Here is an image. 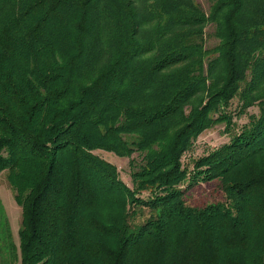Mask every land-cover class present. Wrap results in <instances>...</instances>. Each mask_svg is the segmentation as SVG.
<instances>
[{"label": "trees", "instance_id": "trees-1", "mask_svg": "<svg viewBox=\"0 0 264 264\" xmlns=\"http://www.w3.org/2000/svg\"><path fill=\"white\" fill-rule=\"evenodd\" d=\"M96 150L141 155L130 186ZM2 171L19 264H264V0H0ZM212 179L222 201L186 202Z\"/></svg>", "mask_w": 264, "mask_h": 264}, {"label": "rangeland", "instance_id": "rangeland-1", "mask_svg": "<svg viewBox=\"0 0 264 264\" xmlns=\"http://www.w3.org/2000/svg\"><path fill=\"white\" fill-rule=\"evenodd\" d=\"M205 13L208 11L209 4L212 0H194ZM213 25L207 24L203 28V43L204 47H211L216 43V39L212 36ZM237 99L234 98L230 101L229 106L226 111H229L232 114V121H234V130H237L243 123L248 119L249 114L256 112V107L250 106L245 112L241 115H236L238 108ZM229 134L223 130V123H217L210 128L205 129L196 138L193 140L192 146L189 150L184 152L181 157L182 163L187 166L188 169H191L192 159L203 155L218 147L224 142H227ZM94 153L106 161L112 163L117 170L118 176L120 179L130 186L129 172L131 167L128 165V161L131 160L133 164H137L140 161V156L137 153H132L129 157H118L111 152L96 150ZM132 167H135V166ZM183 184L181 187H183ZM218 181L212 179L207 182L198 181L195 185L188 188L184 193V198L186 202L190 205L201 206L207 202L222 201L223 195L217 188ZM145 195V193H142ZM0 210L1 214L6 219V225L8 229V238L9 241L14 245L16 260L12 264H19L18 258V228L20 221V207L13 199L12 191L7 184L5 179V172L0 173ZM2 224L0 223V264L6 258L4 250L6 248V242L4 240L5 233L1 229ZM2 257V258H1ZM2 259V261H1Z\"/></svg>", "mask_w": 264, "mask_h": 264}]
</instances>
